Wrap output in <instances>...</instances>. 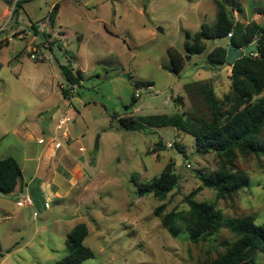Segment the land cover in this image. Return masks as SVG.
I'll list each match as a JSON object with an SVG mask.
<instances>
[{"label": "rangeland", "instance_id": "1", "mask_svg": "<svg viewBox=\"0 0 264 264\" xmlns=\"http://www.w3.org/2000/svg\"><path fill=\"white\" fill-rule=\"evenodd\" d=\"M17 1L0 0V41L9 42L0 48V157L21 162L29 183L37 157L54 139L82 168L73 173L77 185L67 199H51L43 208L40 204L46 200L39 197L38 216L29 210L20 233H11L7 240L19 241L17 247L30 242L29 247L0 251V264H54L68 254L67 237L79 223L87 225L85 244L95 253L82 264H199L223 251L221 243L235 239L229 229L198 243L188 240L186 230L175 238L154 214L162 202L153 194L140 196L135 182L160 175L174 160L180 183L165 200V211L188 209L187 195L202 184L199 171L220 167L218 153H200L193 136L175 127L128 130L117 117L185 110L186 117H210L199 93L187 91L185 85L207 81L217 98L224 99L230 92V70L208 62L207 55L225 46L227 38L206 40V50L191 55L180 74L170 70L168 48L185 54L186 32L195 34L202 24L216 21L217 0H20L18 14L12 17ZM238 1L242 9L234 11L237 21L264 26V0ZM57 3L59 13L52 25L49 15ZM228 7L233 8L232 2ZM41 32L49 34L44 43ZM34 46L42 58L31 57ZM253 47L243 50L249 53ZM69 63L83 71L84 80L65 98L61 87L68 84L61 65ZM139 80L154 84L136 89ZM134 94L138 100L127 107ZM63 116L67 124L58 129ZM34 123L52 132L46 133L45 144H39ZM27 130L33 138L24 134ZM258 138L264 140V130ZM160 139L166 148L152 152ZM28 156L33 160L25 162ZM234 167L250 177V187L218 200L213 189L204 188L196 199L216 201L227 217L252 216L264 224V155L239 154ZM1 230L5 233V227ZM255 257L257 264H264V253Z\"/></svg>", "mask_w": 264, "mask_h": 264}, {"label": "trees", "instance_id": "2", "mask_svg": "<svg viewBox=\"0 0 264 264\" xmlns=\"http://www.w3.org/2000/svg\"><path fill=\"white\" fill-rule=\"evenodd\" d=\"M232 2L233 8L228 4ZM218 12L213 24L204 23L195 34L186 32L187 41L184 45L185 54L175 47L168 48L171 61L170 70L180 74L193 54L206 50V40L227 38L225 46L213 48L207 55L208 62L217 66H226L230 70V92L224 99H218L212 83L197 81L195 86L186 84L187 91L198 92L205 103L208 114L200 116H184L181 113H162L149 115L117 114L122 126L128 130L143 131L166 126L175 127L193 136L197 150L200 153L217 152L220 157V167L215 171H199L202 184L192 190L186 197L188 209L166 210L165 200L180 183V175L176 172V162L170 161L160 175L146 182L135 180L140 196L153 194L162 203L154 210L160 218L163 228L177 238L183 230L193 243L207 240L222 228L235 234L233 241H223V251L216 256H209L199 264H257L256 254L264 253V224H257L252 216L227 217L218 207L217 202L198 201L196 195L204 188L213 189L216 199L234 197L237 193L250 187V177L242 170L235 169V161L239 154L264 155V140L258 135L264 130V26L256 21L248 24L237 21L234 11L241 10L238 0H217ZM20 0L16 2L12 17L18 14ZM60 3L55 4L50 11L49 20L52 25L59 12ZM32 29L38 33V26L32 24ZM231 34V36H230ZM46 40L49 34L45 33ZM41 39V38H40ZM43 41L42 43H44ZM232 43L237 48L254 47L245 55L230 64L227 61V47ZM9 44L8 40L0 41V48ZM62 73L68 86L61 87L65 98L71 89L80 86L84 80L81 69H75L71 63L61 65ZM149 80H139L134 83L136 89L153 86ZM136 94L132 97V106L138 100ZM182 100V97H177ZM173 145V144H172ZM178 150L183 151V145L175 142ZM166 148L160 139L152 152ZM22 168L13 156L0 158V193L10 194L22 182ZM135 179V175L133 177ZM89 229L85 223L77 224L67 237L68 254L54 264H82L84 260L94 257L91 247L85 244Z\"/></svg>", "mask_w": 264, "mask_h": 264}, {"label": "crops", "instance_id": "3", "mask_svg": "<svg viewBox=\"0 0 264 264\" xmlns=\"http://www.w3.org/2000/svg\"><path fill=\"white\" fill-rule=\"evenodd\" d=\"M4 13L6 15L9 14L8 9H5ZM32 130L37 135H40L38 136L39 144H45L44 141L48 139L46 133L49 136L52 133L35 123L32 126ZM24 134H29V137L33 138V134L28 130ZM50 142L46 144L48 147H46L45 152L39 154L37 157L34 177L30 178L29 183L25 182L23 176L21 184L13 193L0 197V251L6 252L13 249L21 251L23 247H29L30 242H26L22 247H17L19 241L11 244V242L7 243V240L10 238L11 233H20V227L24 225L27 216L30 215L29 210L31 212L35 211L34 216H38L36 208L39 206L40 196L46 200L45 204H40V206L48 208L49 202L47 201L54 198H58L61 201L67 199L72 187L77 185V180H74L72 177L74 172L82 168L79 159L71 157L67 150L62 151L61 148L63 146L56 148L53 139ZM31 160H33V157H25V162ZM19 164L23 173L24 167L21 165V162ZM71 165L75 168L74 170L70 168ZM25 196H30L34 205L21 206L17 203L18 200ZM2 227H5V233H2ZM15 230L19 231L16 232Z\"/></svg>", "mask_w": 264, "mask_h": 264}, {"label": "built area", "instance_id": "4", "mask_svg": "<svg viewBox=\"0 0 264 264\" xmlns=\"http://www.w3.org/2000/svg\"><path fill=\"white\" fill-rule=\"evenodd\" d=\"M230 36H231V34H230ZM32 50H33V53L31 54V57H33V58H36V57H37V58H42V55H38V52H40V50H38L36 46L32 47ZM73 91H74V89H72V90L70 91V94L68 95V98L71 97V95L73 94ZM67 121H68V120H67V116H63V117H61V118L59 119V121H58L57 128H58V129L63 128V127L67 124ZM62 137H63L66 141L69 140V136H68V134H67L66 132L63 133V136H62ZM53 140H54V139H53ZM54 145H55L56 148H60V147L63 146V143H62L61 141H56V140H54ZM169 145L172 146L171 143H169ZM17 203H18L19 205H21V206L34 205V202H33V200L31 199L30 196H25V197H23L22 199L18 200Z\"/></svg>", "mask_w": 264, "mask_h": 264}, {"label": "water", "instance_id": "5", "mask_svg": "<svg viewBox=\"0 0 264 264\" xmlns=\"http://www.w3.org/2000/svg\"><path fill=\"white\" fill-rule=\"evenodd\" d=\"M160 31H163L162 28H159ZM39 37L43 41L46 38L45 32H41L39 34ZM245 55V52L242 48H237L234 44L230 43L227 47V61L230 64H234L235 61ZM57 111V109H54L50 111L47 115V118L50 119L52 115ZM96 147L98 148V142L96 144Z\"/></svg>", "mask_w": 264, "mask_h": 264}]
</instances>
